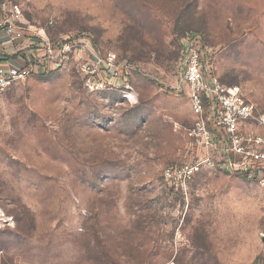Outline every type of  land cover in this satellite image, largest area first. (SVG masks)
<instances>
[{
  "label": "rangeland",
  "instance_id": "1",
  "mask_svg": "<svg viewBox=\"0 0 264 264\" xmlns=\"http://www.w3.org/2000/svg\"><path fill=\"white\" fill-rule=\"evenodd\" d=\"M6 1L21 4L28 28L88 35L135 68L131 99L88 90L71 65L0 94V206L13 216L0 226V264L264 262L255 180L205 169L176 188L164 177L203 153L176 89L187 33L242 87L264 135V0Z\"/></svg>",
  "mask_w": 264,
  "mask_h": 264
},
{
  "label": "built area",
  "instance_id": "2",
  "mask_svg": "<svg viewBox=\"0 0 264 264\" xmlns=\"http://www.w3.org/2000/svg\"><path fill=\"white\" fill-rule=\"evenodd\" d=\"M69 65L88 90L117 89L134 98L130 76L135 67L127 59L115 51L102 53L88 35L51 36L45 29L32 30L21 4H0V94L30 76ZM179 68L176 89L188 97L194 116L186 134L203 153L195 162L168 167L165 179L185 188L203 170L220 169L246 174L264 189V135L250 126L258 118L242 87L224 82L213 71L196 32L183 37ZM12 222L13 216L0 206V226Z\"/></svg>",
  "mask_w": 264,
  "mask_h": 264
}]
</instances>
